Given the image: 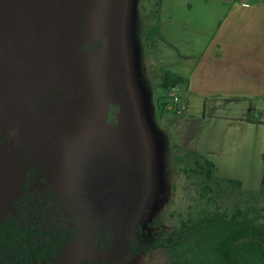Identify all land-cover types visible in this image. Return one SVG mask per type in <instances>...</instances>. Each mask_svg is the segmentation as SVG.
Returning a JSON list of instances; mask_svg holds the SVG:
<instances>
[{
  "label": "rangeland",
  "instance_id": "rangeland-1",
  "mask_svg": "<svg viewBox=\"0 0 264 264\" xmlns=\"http://www.w3.org/2000/svg\"><path fill=\"white\" fill-rule=\"evenodd\" d=\"M156 2L0 0V91L9 99L11 88L22 109L9 114L6 100L7 113L0 94V131L16 125L22 131L19 149L5 160L35 172L44 200L54 194L92 249L107 230L145 239L211 209L198 180L176 162L187 151L212 161L219 177L242 182V192L214 186L222 210L264 206V194L257 201L249 195L261 190L264 175V104L207 100L187 85L163 89V71L188 66L158 56ZM31 109L39 113L35 125L24 113ZM48 117L61 127L35 139L32 127L44 129ZM73 248L84 251L70 245L61 264L81 261Z\"/></svg>",
  "mask_w": 264,
  "mask_h": 264
},
{
  "label": "trees",
  "instance_id": "trees-1",
  "mask_svg": "<svg viewBox=\"0 0 264 264\" xmlns=\"http://www.w3.org/2000/svg\"><path fill=\"white\" fill-rule=\"evenodd\" d=\"M156 3L155 33L158 34L163 0ZM161 79L160 86L165 90L189 84L188 78L168 70L163 71ZM11 90L9 99L6 97L7 107L9 114H13L12 110L17 114L22 109ZM35 110L31 109L30 113L24 110L26 119L34 125L38 123L39 114ZM61 125V121L51 122L48 117L41 125L44 129L32 127L35 139L43 140L42 130H48V135L43 134L48 138ZM13 161L17 160H10ZM176 162L184 166L182 171L189 178L198 180L199 196L211 205V209L197 216L189 215L178 227L145 239L135 240L107 230L93 241L95 255L90 254L94 247L80 241L77 227L60 213L54 194L50 193L49 202H46L43 190L35 184V172L20 167L23 190L10 197L8 211L0 214V264H61L70 245L84 250L72 249L74 254L81 255L79 264H264V206L237 203L233 210L224 211L211 195L214 186L227 183L242 192V182L219 177L214 163L193 151L177 156ZM262 194L264 175L261 190L249 193L255 201ZM74 264H78L77 261Z\"/></svg>",
  "mask_w": 264,
  "mask_h": 264
},
{
  "label": "crops",
  "instance_id": "crops-1",
  "mask_svg": "<svg viewBox=\"0 0 264 264\" xmlns=\"http://www.w3.org/2000/svg\"><path fill=\"white\" fill-rule=\"evenodd\" d=\"M160 17L156 52L187 63L167 70L188 93L264 104V0H163Z\"/></svg>",
  "mask_w": 264,
  "mask_h": 264
},
{
  "label": "flooded vegetation",
  "instance_id": "flooded-vegetation-1",
  "mask_svg": "<svg viewBox=\"0 0 264 264\" xmlns=\"http://www.w3.org/2000/svg\"><path fill=\"white\" fill-rule=\"evenodd\" d=\"M2 74H3V72H2ZM1 78H2V75H1ZM0 94H4V92L0 91ZM5 102H6V97H5V94H4V107H5V111H7ZM7 109H8V107H7ZM2 110H3V112H2V114H0L1 117L5 113L4 108ZM7 113H8V111H7ZM63 113H62L61 117H65V118L62 121L68 120V118H69L68 113L67 114H63ZM16 126H18V125H16ZM18 128H19V131H20V138H19V142H18L17 147L13 148V149H9V150H7L6 152H3L0 155V194L3 195V193H4V195H6V193H7L6 197H3V198L0 197V214L5 213L6 211H8V209L10 207V203H9L10 197L14 196L16 193H18L21 190H23L22 186H21L22 178L20 177V175H22L21 174L22 173L21 172V168H20V167H23L22 163L21 162L20 163L17 162L16 167H13V164H15L16 161L8 162V161L5 160L6 156H9L13 152H16L19 149V147H20L21 132L22 131H21V128L19 126H18ZM10 129H8L5 133L0 131V144H1L2 140L4 139L5 135L9 132ZM56 132H54V133H56ZM34 134H35V132H34ZM9 163H10V166L8 167ZM9 188H10V190H9ZM77 263L79 264L78 261H77Z\"/></svg>",
  "mask_w": 264,
  "mask_h": 264
},
{
  "label": "water",
  "instance_id": "water-1",
  "mask_svg": "<svg viewBox=\"0 0 264 264\" xmlns=\"http://www.w3.org/2000/svg\"><path fill=\"white\" fill-rule=\"evenodd\" d=\"M20 138V131L18 126L12 127L9 132L5 135L4 139L0 144V155L9 149L16 148ZM77 261L80 263L79 259Z\"/></svg>",
  "mask_w": 264,
  "mask_h": 264
},
{
  "label": "built area",
  "instance_id": "built-area-1",
  "mask_svg": "<svg viewBox=\"0 0 264 264\" xmlns=\"http://www.w3.org/2000/svg\"><path fill=\"white\" fill-rule=\"evenodd\" d=\"M171 98L173 99L172 103L177 107V112L180 113L179 98L177 96H172Z\"/></svg>",
  "mask_w": 264,
  "mask_h": 264
}]
</instances>
